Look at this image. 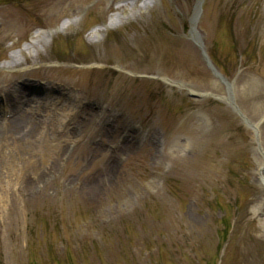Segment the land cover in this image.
<instances>
[{
  "label": "rangeland",
  "instance_id": "1",
  "mask_svg": "<svg viewBox=\"0 0 264 264\" xmlns=\"http://www.w3.org/2000/svg\"><path fill=\"white\" fill-rule=\"evenodd\" d=\"M197 1L0 0V264H264V0Z\"/></svg>",
  "mask_w": 264,
  "mask_h": 264
},
{
  "label": "bare ground",
  "instance_id": "2",
  "mask_svg": "<svg viewBox=\"0 0 264 264\" xmlns=\"http://www.w3.org/2000/svg\"><path fill=\"white\" fill-rule=\"evenodd\" d=\"M115 22L113 21V23H109L107 25H105V27H103V29H108L112 26V24H114ZM55 32L54 31H50L47 36L50 37L54 34ZM16 61H12V65H14L13 67H17V63H15ZM2 80H3V83H4V86L5 88H8L7 86H10L12 83H13V79L11 78V76H2L1 77ZM9 91V89L7 90ZM10 94V93H9ZM13 97H16V96H13ZM15 102L20 104L21 103V100L18 98H15ZM22 116H24L22 118V116H15L13 117V119L11 120V123L13 125V127H11V131H21V132H24L28 129L29 131H35V127H34V124H33V119H34V116H30L32 113H29L28 110H26V108H23V111L21 112ZM264 120V116L260 119V121L257 123V124H254V123H251V122H248L247 121V125L253 130V132H256L257 128H258V125ZM7 123V122H6ZM4 125V124H3ZM3 129V126L0 127V130ZM16 135H12L11 139L15 142L18 141V138L16 137ZM26 141V142H29L28 140H30V137L28 136L27 138L23 139V140H20V141ZM32 141H30L31 143Z\"/></svg>",
  "mask_w": 264,
  "mask_h": 264
},
{
  "label": "water",
  "instance_id": "3",
  "mask_svg": "<svg viewBox=\"0 0 264 264\" xmlns=\"http://www.w3.org/2000/svg\"><path fill=\"white\" fill-rule=\"evenodd\" d=\"M203 1H204V0H198L197 4H196V6H195V14H194V17H193V19H192V21H191L193 25H196V23H197V21H198V19H199V16H200V14H201V5H202ZM199 48H200L201 51H202V55H203V57H204V59H205L207 65H208V67H209V68L215 73V71H214V69H213V67H212V65H211V63H210V61H209V59H208L206 53L204 52V49L202 48L201 45L199 46ZM215 75H216V77H219V79H221L220 76H219L218 74L215 73Z\"/></svg>",
  "mask_w": 264,
  "mask_h": 264
},
{
  "label": "trees",
  "instance_id": "4",
  "mask_svg": "<svg viewBox=\"0 0 264 264\" xmlns=\"http://www.w3.org/2000/svg\"><path fill=\"white\" fill-rule=\"evenodd\" d=\"M234 14V13H233ZM235 17V16H234ZM236 18V17H235ZM232 27V26H231ZM255 50H256V48L254 49V51L253 52H255ZM209 56H210V59H211V62H212V64L216 67V69L217 70H219L221 73H222V75L224 76V77H226V75H225V71H226V69H225V67H224V65H223V63H222V61H221V59L217 56V55H215V54H209ZM228 236V232L226 233V237Z\"/></svg>",
  "mask_w": 264,
  "mask_h": 264
}]
</instances>
